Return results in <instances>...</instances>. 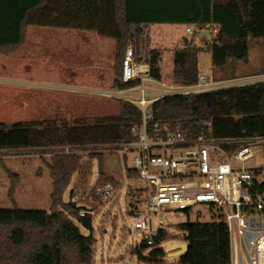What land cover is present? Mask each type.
<instances>
[{
    "label": "trees",
    "instance_id": "trees-1",
    "mask_svg": "<svg viewBox=\"0 0 264 264\" xmlns=\"http://www.w3.org/2000/svg\"><path fill=\"white\" fill-rule=\"evenodd\" d=\"M155 23L215 26L218 29L209 47L212 64L223 79H234L240 61L249 59V38L264 39V0H0V55L15 53L26 42L31 26L94 31L116 40V78L114 89L136 86L139 81L122 84V61L129 40L141 55L143 26ZM199 50L185 40L174 49L173 78L176 84L192 85L199 78ZM158 49L150 50L151 74L160 79ZM255 74H264V71ZM120 113L90 123L86 120L60 123L31 122L12 126L0 124V151L34 150L55 153L49 164L53 180L50 212L47 210L0 209V264H93L94 242L92 217L80 216V208L64 195L72 177L81 170L77 150L99 145H117L135 140L131 131L141 120V110L132 102L118 100ZM152 126L171 124L190 136L209 133L211 122L215 138L264 137V81L218 89L208 93L177 95L155 100ZM71 153H65V148ZM98 158L96 182L119 185L107 177L103 155ZM129 179L138 175L128 170ZM264 190V180L259 184ZM75 219L88 235L82 233ZM184 233L189 249L178 264H230L228 227L223 221L186 222L177 226ZM170 238L158 230L153 245L146 241L141 251L159 247ZM136 250L139 260L163 263L164 249L148 257Z\"/></svg>",
    "mask_w": 264,
    "mask_h": 264
},
{
    "label": "rangeland",
    "instance_id": "rangeland-1",
    "mask_svg": "<svg viewBox=\"0 0 264 264\" xmlns=\"http://www.w3.org/2000/svg\"><path fill=\"white\" fill-rule=\"evenodd\" d=\"M188 27L193 29L192 34L187 32ZM215 28L217 27L213 26V29ZM210 29L211 27L200 29L182 23H155L143 28L144 36L147 34L148 37V47L160 51L158 70L163 81L175 82L172 57L174 49L183 47L185 40L193 41V46L199 50V75L211 76L212 62L206 47H210L216 35ZM34 30H37L38 35L33 34ZM41 31H48V28L31 26L22 47L9 56L0 55V124L12 126L17 123L66 121L72 125L78 120L93 123L100 118L118 115L120 113L118 99L101 95V91L98 90L104 89L102 87L97 89L90 87L86 82L70 79L68 68L61 66L62 60L79 68L85 65L87 52L82 50V45L78 42L79 45L68 47L64 43L65 39L43 36L40 35ZM249 43V59L240 61L239 67L235 70L237 78L264 71V60H261L264 58V39L250 37ZM116 51V47L107 48L106 51L113 64L112 81L106 88L113 87L116 78ZM149 52L150 50L145 52L148 61ZM106 63L109 64V61L106 60ZM222 76L221 73L214 77L223 79ZM241 83L234 81L232 85ZM54 154L51 151L44 153L34 150L0 151V209L50 212L53 180L49 164ZM91 155L87 161L81 159V170L72 177V190L74 193L82 191V197H85L82 202L87 208L95 211L93 264H151L150 261L139 260L138 254L135 253L136 250L141 251L144 234L132 228V205L129 196L138 192L141 185L137 180H128V185L125 184L126 171L124 172L123 162L118 153L96 154L103 155L105 175L115 179L121 190L108 204L95 198L92 195V188L99 177V164L98 158H92ZM127 165H130L129 161ZM245 165L248 169L264 172V151ZM65 197L66 201H69L68 192ZM90 197L93 198L92 201H89ZM73 221L83 234L88 235V231L75 219ZM215 221H219L218 214L204 206L189 214L182 211L158 212L154 215L152 225L156 230H166L170 238L163 242V245L150 247L141 253L148 257L156 249H164L166 252L173 243L185 242L182 240L184 233L177 229L180 224ZM179 258L180 256L167 254L160 264H178Z\"/></svg>",
    "mask_w": 264,
    "mask_h": 264
},
{
    "label": "built area",
    "instance_id": "built-area-1",
    "mask_svg": "<svg viewBox=\"0 0 264 264\" xmlns=\"http://www.w3.org/2000/svg\"><path fill=\"white\" fill-rule=\"evenodd\" d=\"M187 32L192 34L194 31L188 27ZM217 32V29L212 30L215 35ZM137 80L136 86L100 92L105 97L132 102L141 110L140 122L131 128L135 140L87 147L74 153L83 161L93 153H118L126 171L125 184L134 180L127 177L129 169L138 175L141 188L129 196L132 228L142 231L144 241L149 245H153L158 233L152 225L156 213L182 211L189 214L204 206L216 212L219 221L228 227L230 264H264V190L259 186L264 180V172L248 169L245 165L264 151L261 149L264 137L218 139L210 132L211 122L205 123L210 128L209 133L192 136L171 124H151V105L159 98L208 93L246 85V82L218 81L207 76H199L197 83L192 85L163 81L151 74L149 64L140 68V57L132 41H128L121 83L126 85ZM234 81L242 83L232 85ZM64 152L73 151L66 147ZM120 190L114 183L107 182L93 186L92 195L108 204ZM82 193L73 192L71 201L80 208V216H93L95 211L82 202L85 200ZM92 200L90 197L89 201ZM93 221L94 216L92 224Z\"/></svg>",
    "mask_w": 264,
    "mask_h": 264
},
{
    "label": "crops",
    "instance_id": "crops-1",
    "mask_svg": "<svg viewBox=\"0 0 264 264\" xmlns=\"http://www.w3.org/2000/svg\"><path fill=\"white\" fill-rule=\"evenodd\" d=\"M148 25L143 26V28H147ZM44 28V27H43ZM30 29V27H28L27 29V33L28 30ZM37 29V28H35ZM216 29V28H215ZM213 26H211L210 31L212 32ZM35 32H33V34L38 35L37 30H34ZM40 35H49L50 37H53L54 39H59V40H63L65 39L63 42L65 43L66 46L69 47V45H79V43L82 45L81 48L82 50H85L87 52L86 55V60H85V65H83L82 67H75L72 65L67 64L64 60H62V67H66L68 68V74L70 79L74 80V81H81V82H86L87 84L90 85V87H94V88H104V89H100L98 91H105V90H109V89H114L113 87H107L111 84V79L113 76V64L111 62V60L107 57V48H113L115 49L116 47V40L112 39V38H106L103 36H100L98 33L94 32V31H80V30H71V29H60V28H48V31H41ZM215 35V34H214ZM147 34L145 36V39L143 42H145L142 45L141 48V55L140 57V68H145L146 65H150V62L147 59V56L145 54V52L147 50H151L148 47V42H147ZM213 40V39H212ZM79 42V43H78ZM193 43V41H191ZM53 44H51L52 46ZM49 46V47H51ZM71 46V47H72ZM211 46V43H210ZM69 48H65V50H67ZM207 52H209L210 57H211V62H212V54H211V50L209 47H206ZM173 58V57H172ZM106 60L109 61V64L106 63ZM261 60H264L261 59ZM263 63V62H262ZM264 64V63H263ZM151 67V65H150ZM199 68V66H198ZM152 70V69H151ZM211 76L208 75H202V76H207L210 78H213L215 80L221 81V80H241L246 82V84H253V83H259V82H263L264 81V74H260V75H249L246 77H236L234 79H216L214 76L221 74L218 71H216L213 67H211ZM256 76V77H255ZM224 78V77H222ZM263 79V81H262ZM93 90V89H90ZM72 184H73V180L71 181L69 188L67 189L66 193L68 192L69 194V199H70V191H72ZM65 193V195H66ZM73 193V192H72ZM64 195V198L66 200V197ZM72 195V194H71ZM48 211V210H47Z\"/></svg>",
    "mask_w": 264,
    "mask_h": 264
},
{
    "label": "water",
    "instance_id": "water-1",
    "mask_svg": "<svg viewBox=\"0 0 264 264\" xmlns=\"http://www.w3.org/2000/svg\"><path fill=\"white\" fill-rule=\"evenodd\" d=\"M73 190L70 191V196L72 194ZM69 203L73 204L71 201V197L69 199ZM189 249V244L187 242H175L173 243L168 249H166V253L174 256H182L187 252Z\"/></svg>",
    "mask_w": 264,
    "mask_h": 264
}]
</instances>
